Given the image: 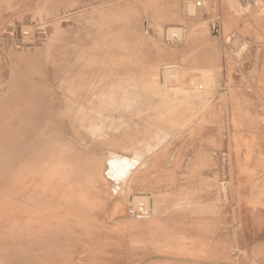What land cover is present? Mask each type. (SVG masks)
Returning <instances> with one entry per match:
<instances>
[{
    "label": "rangeland",
    "instance_id": "374dc122",
    "mask_svg": "<svg viewBox=\"0 0 264 264\" xmlns=\"http://www.w3.org/2000/svg\"><path fill=\"white\" fill-rule=\"evenodd\" d=\"M37 1L5 0L8 6L0 10V30L5 32L13 25L33 22L32 31L41 35L42 24L30 18ZM125 1L62 0L67 8L58 28L62 32L56 35L47 30L53 44H43L40 50L38 67L46 81H40L38 94L28 93L30 98L23 97L25 107L20 110L16 108L19 98L16 105L7 108L0 97V243L16 248L27 246L33 264H40L44 256L36 245L29 247L27 242H36L40 236H28L29 239L27 234L22 237L10 231H17L25 222L33 225L34 230L45 228L41 218L32 220L37 207L43 211L42 217L48 214L45 219L49 222L63 217L69 222L59 225L73 226L67 233L75 242L73 248L54 254L59 264H67L70 259L64 257L67 254L74 255V260L82 259L90 247V238L96 234L93 228L105 229L107 234L118 229L129 233L130 220L144 219L154 232L160 231V214L177 212L160 210V204L168 197L161 186L183 183L181 173H162L167 146L173 145L187 131L192 133L200 123L210 121L214 108L225 105L227 98L233 104L232 121L242 117L240 102L233 94H227L233 87L235 91L242 90L243 60L251 63L248 71L256 68L247 78L253 79L257 74L264 78V17L260 26H245L247 17L253 16L250 6L257 0H229L231 9L226 8V0H147L149 5L144 10L151 11L152 15L147 41L140 43L121 21L114 32H122V42L107 41L105 47L111 56L105 57L99 9ZM133 3L140 7L145 1ZM184 4H188L189 9L185 14L195 13L197 17L184 15ZM84 6H87L85 10ZM144 10L138 13L142 15ZM156 11L163 13L159 20ZM257 12L262 13L260 8ZM132 14L130 9L127 15ZM160 20L183 27L184 41L173 47L164 43L156 26ZM208 23L213 28L212 34L206 30ZM239 37L243 39L242 45L235 42ZM124 44L129 46L125 50ZM3 47L0 42V79L4 81L9 64ZM75 59L79 62L71 66ZM83 61L87 67L79 65ZM128 63L134 73L117 70ZM156 63L178 64L182 68H176L168 80L161 82L141 75L142 70ZM115 66L110 77L103 76L101 71L108 72ZM81 68L86 71L82 73ZM68 78V83L60 84V80ZM44 84L50 86L49 90L43 89ZM260 92L264 96V91ZM245 106L256 120L264 123V109L254 93L245 100ZM111 151L118 159H106ZM27 163L28 172L23 171ZM218 181H225V173ZM204 183L210 185L213 181L206 178ZM116 204L119 212L112 214L111 208ZM91 210L98 211L94 217L90 215ZM227 226H223L224 232ZM177 237L165 243L154 240V246L159 250L181 248V252L174 253L183 258L200 254L203 261L195 264L215 261L211 257L213 249H209L213 242L204 240L205 236L202 241L191 234L180 236L183 241ZM214 244L218 245L217 262L264 264V248H256L248 254L236 244L227 247L225 240ZM59 255L63 257H57ZM21 257L16 259L25 262L28 258ZM155 264L161 263L155 261ZM170 264L194 263L177 260Z\"/></svg>",
    "mask_w": 264,
    "mask_h": 264
},
{
    "label": "crops",
    "instance_id": "0c3cea01",
    "mask_svg": "<svg viewBox=\"0 0 264 264\" xmlns=\"http://www.w3.org/2000/svg\"><path fill=\"white\" fill-rule=\"evenodd\" d=\"M133 2L135 0H127L125 3L114 5L110 10L99 9L100 19L103 22L101 32L103 47L107 45V41L109 43L116 41L119 44L122 42L120 36L122 32H114L121 21L126 24L125 29L129 28V32L132 30L131 33L140 43L146 42L148 38L146 35L149 34L152 23L151 11L144 10L148 8L144 3L136 7ZM184 5L182 10L186 15ZM86 7L84 6L83 9L85 10ZM130 9L133 10V14L128 16L127 12ZM140 9L144 10L142 15L138 13ZM107 11L114 12L111 13L113 17L108 22L105 20L106 14H109ZM156 15L159 20L163 13L156 11ZM132 16L135 17L134 20ZM186 16L197 17L195 13ZM156 26L160 38L170 47L177 46L184 41L183 27L161 20L157 21ZM212 29L208 23L206 30L212 34ZM126 44L122 46L123 50L129 47ZM103 47L102 49H106ZM103 54L105 57L111 56L107 49ZM125 54L128 55V53ZM77 62L79 61L75 59L70 64L76 66ZM159 64L156 63L142 70L141 75L148 80L161 82L168 80L170 73L176 71V68H182L178 64ZM250 64L248 59L243 60L242 90L235 91L233 87L227 94V96L233 94L234 98L240 102L242 117L237 118L235 122L232 121L233 104L227 98L225 105L214 108L210 121L200 123L192 133L187 131L179 140L173 142V145H168L165 149L162 158V173H181L179 177L183 183L161 186V191L168 197L160 204V210H177V212L160 214L161 230L154 232L152 225L144 219L130 220L129 233H122L118 229L107 234L105 229L93 228L96 234L90 238L88 252L83 253L82 259L79 260H74L72 258L74 255H65L67 259L70 258L67 264H155V261L170 264L171 261L177 260H185V262L194 264L201 263L203 259L200 254L195 255L196 257L184 256L183 258L182 255L176 254L182 251L181 248L159 250L154 246V240L165 243L170 240L174 241V237L178 236V240L183 241L179 237L190 234L194 235L198 241H202V236H205L204 240L213 242V246L211 245L209 249L210 251L213 249L211 257L213 256L215 261H210L211 264H228L226 260L217 262L218 245L214 243L219 240H225L227 247L236 244L248 254L256 248H264V123L256 120L254 113L245 106V100L251 97L252 92L264 109V96L260 92L264 91V84H261L264 78L261 79L262 76L259 74L253 79L247 78ZM79 65L87 67L85 61ZM124 65L117 70H127V73H132L134 69L130 66L131 63ZM115 68L116 66L108 72H101H114ZM193 69L197 70V68ZM40 80L46 81L42 72ZM223 173H225L223 182L226 183L224 186H222V181H218ZM206 178H210L213 184L205 185ZM169 181L170 178L167 183ZM223 194L226 201L223 199ZM177 198L181 201L176 202ZM224 225H228L225 232Z\"/></svg>",
    "mask_w": 264,
    "mask_h": 264
},
{
    "label": "bare ground",
    "instance_id": "6f19581e",
    "mask_svg": "<svg viewBox=\"0 0 264 264\" xmlns=\"http://www.w3.org/2000/svg\"><path fill=\"white\" fill-rule=\"evenodd\" d=\"M61 1L62 0H38L37 1L35 7L33 8L32 12H31L30 18L34 19V22L36 21V22H38V24H40V23L42 24V26H40V30L43 31V32L41 31V35L40 34L39 35L34 34V32L32 31V29H34V27H32L33 22H30V24L32 23L31 25H28V24L21 25V26L13 25V26H11V28H9L5 32L0 30V42L2 43V46H4L2 51H3V54H4L6 60L8 61V64H9V73H8L7 79H5L4 81H3V79L2 80L0 79V89H1L0 97H1V99H4V101H5L4 104L7 108L9 105H16L17 103L15 101L17 98H19L18 105L16 106V108H17V110L23 109L25 106L22 103L21 99L25 96L29 97L30 95L33 96L35 94H38L37 90L40 88L39 85H40V81H41L40 80V73L42 72L41 69L38 67L40 64L39 54H40V50H41L43 44H45V46L47 44L48 45L53 44L52 43V36L49 35V33H48L49 31H47V30H51V32L55 33L56 35H59L60 32H62L61 30H58V28H61L60 23L62 22L63 17L66 16L65 13L67 12V8L64 7L65 5ZM226 1H227V7L226 8H230V9L233 8V6L230 4V1L229 0H226ZM257 1L258 2L256 4L253 3V5L250 6L253 9V16L251 18L247 17L246 21H248V22L245 23L246 27L260 26V24H261L260 20H263V17H264V0H257ZM7 2H5V0L4 1L0 0V10L5 6L6 7L8 6ZM194 2H195V0H194ZM144 4L147 6L149 5V4H147V2H145ZM9 5H10V3H9ZM198 7L199 6H197V8ZM251 8H249V9H251ZM258 8H260V12H262L261 14L257 12ZM101 9L110 10L113 8L112 7H109V8L105 7V8H101ZM184 10H186V11L189 10L188 4L184 5ZM10 11H12V10H10ZM107 13H109V14H106L105 20L108 22L113 17V14H111V13H114V12H108L107 11ZM114 16L116 17V15H114ZM129 23H130V21H129ZM136 28H138V26ZM137 31H139V29ZM235 40H236L235 42L239 45L241 44V42L243 43L242 39H240V38H236ZM255 70H256V68L253 67L252 70L250 69V71L247 72V74L253 75ZM69 71H70V67H69ZM81 71H82V73H84L86 70H85V68H81ZM102 74H103V76L110 77V74H112V73H103L102 72ZM60 82H61L60 83L61 85H65L66 83L69 82V78L68 79H62V80H60ZM46 85L47 84H44L43 89L49 90L50 86L48 87ZM43 98H45V97H43ZM93 100H94V98H93ZM79 108H82V105H80ZM24 111L26 112V110H24ZM28 115H29V113H28ZM106 159L107 160H114V159H118V156L113 151H111V152H109V155L107 156ZM29 169H30V165H29V163H27L26 166L24 167L23 171L27 170V172H28ZM33 212H34V216H33L32 220H36L37 217L41 218V221L43 222L42 224H44L46 226L45 228L44 227H42L40 229L36 228L34 230L32 228L33 225H30L29 222H25L26 225L19 227L17 231H10V232L11 233L13 232V233L17 234L18 236H22V237H24L25 234H27V235H25L26 237H28V236L36 237V235H39L40 238L36 242L29 240V242H27V243H28L29 247H32V248H34L35 247L34 245H36V247L39 248L40 253L44 256V257L41 256L43 258H42L40 264H59L58 261L53 257L55 255H57L58 252L59 253L60 252L65 253L66 250L68 251V250L73 248V244L75 242H73L72 239L67 236V233L73 228V226L69 225V227H67V225H59V224H63V223L65 224V223L69 222L68 218H63V217H61L60 219L54 220L53 223L49 222L48 219H45V218H48V214L45 213V216L42 217L41 214L43 213V211L39 210V207H37V210H33ZM96 212H98V211L97 210H91V212H90L91 217H94ZM111 212H112V214H117V212H119V205H117V204L113 205V207L111 208ZM76 223H79V222H76ZM98 229H100V227ZM73 234L74 233H72V235ZM13 235L14 234H12V236ZM30 237H28V238L31 239ZM2 238H4V237H2ZM11 239L12 238H10V241L13 240V239L12 240ZM17 240H18V238H17ZM2 242H4V241H2ZM5 242L7 244L8 240L6 239ZM12 242H14V241H12ZM29 249L30 248H28L27 246L16 248L15 245H14V247L13 246H4V244L2 245L0 243V264H11V263H13V264L14 263L33 264L32 263L33 260H31L32 258H29L30 257V255L28 254L30 251ZM48 255H52V256H49V258H48ZM20 256H22L21 258H23V257H28V258L25 259V262H21L18 259H16L17 257L19 258ZM74 262H76V261H74ZM62 263L65 264L64 262H62Z\"/></svg>",
    "mask_w": 264,
    "mask_h": 264
}]
</instances>
